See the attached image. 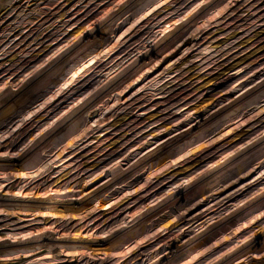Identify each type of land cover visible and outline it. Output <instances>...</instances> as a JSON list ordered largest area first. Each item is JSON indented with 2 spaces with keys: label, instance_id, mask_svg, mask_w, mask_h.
I'll list each match as a JSON object with an SVG mask.
<instances>
[{
  "label": "rangeland",
  "instance_id": "374dc122",
  "mask_svg": "<svg viewBox=\"0 0 264 264\" xmlns=\"http://www.w3.org/2000/svg\"><path fill=\"white\" fill-rule=\"evenodd\" d=\"M262 97L264 0H0V264H264Z\"/></svg>",
  "mask_w": 264,
  "mask_h": 264
},
{
  "label": "clouds",
  "instance_id": "9594fccd",
  "mask_svg": "<svg viewBox=\"0 0 264 264\" xmlns=\"http://www.w3.org/2000/svg\"><path fill=\"white\" fill-rule=\"evenodd\" d=\"M12 3H15V0H9V7H11V4ZM195 35V34H194ZM158 39V37H157ZM153 43H155V40L152 41ZM165 84V81L164 80H160L159 78H157L156 80L148 83L145 87L147 89V91L145 92V98L147 100H151L153 98H156L159 94V91H162V86ZM264 98V97H262ZM247 109V106H245V109ZM260 110L264 111V106H262L260 108ZM66 198H70V197H66ZM96 209H92V211H95ZM120 227H123L124 225L121 224L119 225ZM110 231H115V228L111 229ZM110 232H106L105 235H109Z\"/></svg>",
  "mask_w": 264,
  "mask_h": 264
},
{
  "label": "bare ground",
  "instance_id": "6f19581e",
  "mask_svg": "<svg viewBox=\"0 0 264 264\" xmlns=\"http://www.w3.org/2000/svg\"><path fill=\"white\" fill-rule=\"evenodd\" d=\"M28 32V31H27ZM114 102V101H113ZM116 176V175H115ZM217 218V217H216ZM1 226V225H0ZM215 227V226H214ZM3 228V227H0V229ZM12 257V256H11ZM7 259V258H6Z\"/></svg>",
  "mask_w": 264,
  "mask_h": 264
}]
</instances>
